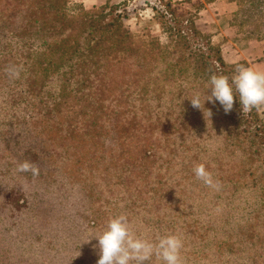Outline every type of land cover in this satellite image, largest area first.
Returning a JSON list of instances; mask_svg holds the SVG:
<instances>
[{
    "label": "trees",
    "instance_id": "trees-1",
    "mask_svg": "<svg viewBox=\"0 0 264 264\" xmlns=\"http://www.w3.org/2000/svg\"><path fill=\"white\" fill-rule=\"evenodd\" d=\"M6 5H0V86L14 120L42 126L40 136L48 132L54 146L61 141L55 155L101 169L107 186L116 176L134 187L132 205L151 212L163 204L161 235L195 238L191 248L183 242L182 254L199 257L215 246L231 252L218 264H234L252 251L264 264V121L255 108L244 114L238 96L228 113L219 101H206L207 119L189 98L199 93L203 103L210 76L231 82L241 64L227 63L192 18L186 26L179 20L168 26L162 44L140 39L125 26L127 14L114 10L83 4L73 10L71 0ZM21 6L27 9L16 10ZM173 135L191 142L178 144ZM201 163L219 182V193L196 179L193 169ZM257 187L261 202L234 205L243 188ZM247 208L254 216L243 213ZM105 213H97L94 224Z\"/></svg>",
    "mask_w": 264,
    "mask_h": 264
},
{
    "label": "rangeland",
    "instance_id": "rangeland-1",
    "mask_svg": "<svg viewBox=\"0 0 264 264\" xmlns=\"http://www.w3.org/2000/svg\"><path fill=\"white\" fill-rule=\"evenodd\" d=\"M7 1L1 0L0 5L7 7ZM81 4L127 14L123 20L127 28L140 39L162 44L167 42L168 26H177V20L178 26H186L192 18L201 31L211 35L227 63L264 71V0H71L73 10ZM26 9L21 6L16 10ZM167 10H177L180 16L175 18ZM6 91L0 86V264H97L95 236L119 214L127 215L137 235L152 241L162 236L163 204L151 212L134 206V187L117 183L116 176L107 186L101 169L87 168V163L71 164L55 155L54 150L63 148L61 141L54 146L48 132L42 136L37 133L42 128L39 124L14 120L15 108L11 98L7 102ZM259 114L264 121V106ZM173 137L178 138V144L186 140L181 135ZM162 142L166 144V140ZM190 142L187 139L185 143ZM212 145L210 149L217 148L214 140ZM25 160L39 168V175L17 171V165ZM161 176L163 171L153 174L152 179ZM211 192L219 193V186L211 187ZM260 195L259 187L243 188L234 205L250 207L262 201ZM242 210L249 218L254 216L252 209ZM101 211H106L104 217L94 224L93 217ZM182 240L191 248L195 238L189 235ZM205 250L199 257L181 252L183 264H218L219 260L227 262L231 254L229 249L219 251L215 246ZM242 254H235L234 264H261L253 251ZM151 264H159L155 256Z\"/></svg>",
    "mask_w": 264,
    "mask_h": 264
},
{
    "label": "clouds",
    "instance_id": "clouds-1",
    "mask_svg": "<svg viewBox=\"0 0 264 264\" xmlns=\"http://www.w3.org/2000/svg\"><path fill=\"white\" fill-rule=\"evenodd\" d=\"M10 72L18 75L14 69ZM209 85L211 92L203 103L199 93L189 97L192 106L203 110L206 119L212 116L211 110L204 108L206 101H219L225 113L233 109L237 96L244 114L253 108L259 111L264 106V71L237 65L231 82L226 75L212 74ZM17 171L31 172L34 177L39 175V168L27 160L17 165ZM193 171L196 179L206 186H219V182L214 181L213 174L203 163L196 165ZM95 237L98 238L99 246L97 264H151L154 256L159 264H183V240L179 235L167 234L152 241L136 234L126 214L111 218L104 231Z\"/></svg>",
    "mask_w": 264,
    "mask_h": 264
}]
</instances>
